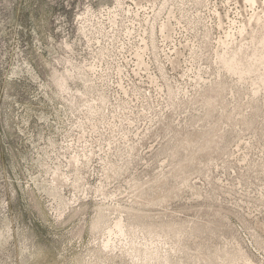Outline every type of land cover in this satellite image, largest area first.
I'll list each match as a JSON object with an SVG mask.
<instances>
[{
  "label": "rangeland",
  "instance_id": "374dc122",
  "mask_svg": "<svg viewBox=\"0 0 264 264\" xmlns=\"http://www.w3.org/2000/svg\"><path fill=\"white\" fill-rule=\"evenodd\" d=\"M259 1L0 0V264H264Z\"/></svg>",
  "mask_w": 264,
  "mask_h": 264
},
{
  "label": "bare ground",
  "instance_id": "6f19581e",
  "mask_svg": "<svg viewBox=\"0 0 264 264\" xmlns=\"http://www.w3.org/2000/svg\"><path fill=\"white\" fill-rule=\"evenodd\" d=\"M200 1V0H199ZM165 2V1H164ZM245 3H248V5L253 6L256 3H259V0H244ZM167 3V2H166ZM164 4V3H163ZM263 6L261 7V11L259 12H254L253 14H251L249 22L250 25L253 26L250 27L251 31L249 33V35H251V37H254L255 41H256V46L253 48L252 52L249 53V57L252 59L251 62H258V64H263L264 63V0H263ZM162 5V4H161ZM257 6V5H256ZM247 20V19H246ZM247 22V23H249ZM246 24L242 23L239 26L238 29V33L239 35H242V37L244 36V32H246ZM260 26V30L257 29L256 27ZM247 27V29L249 28ZM249 29V30H250ZM233 32V31H232ZM255 33H258V35H255ZM233 36V35H231ZM229 41H224L222 44L225 46L224 51L222 53H220L218 55V60L223 64L224 69H226V71L231 72V73H235V74H239V78H242L243 75L245 74V70L241 67L240 65V60L238 59V55L237 53L239 51L242 50V47H238L236 48L234 51H232L231 53L228 54L227 52V45L229 44V42H231L232 40L230 38H228ZM223 41V40H222ZM234 41V40H233ZM222 46V45H221ZM229 48V47H228ZM238 51V52H237ZM243 54L245 55V51L243 52ZM247 55V54H246ZM240 57V56H239ZM248 57V56H246ZM264 65V64H263ZM55 68V67H54ZM56 69V68H55ZM54 69V70H55ZM58 73V72H57ZM56 73V74H57ZM58 75V74H57ZM57 75H53V76H57ZM59 79L56 81L59 90V87H64V80L62 81L61 78L63 79L62 74L59 75ZM58 78V77H56ZM55 79V78H54ZM53 79V80H54ZM263 80V79H262ZM54 83V82H53ZM55 85V84H54ZM61 91V90H60ZM61 93V92H60ZM237 258V257H236ZM230 259V258H229ZM232 259V258H231ZM230 259V260H231ZM143 264H150L149 261H143Z\"/></svg>",
  "mask_w": 264,
  "mask_h": 264
}]
</instances>
